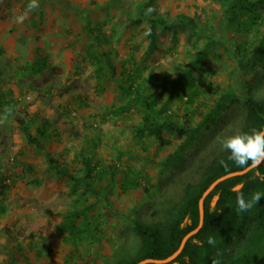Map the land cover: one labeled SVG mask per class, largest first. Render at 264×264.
<instances>
[{
    "label": "rangeland",
    "instance_id": "rangeland-1",
    "mask_svg": "<svg viewBox=\"0 0 264 264\" xmlns=\"http://www.w3.org/2000/svg\"><path fill=\"white\" fill-rule=\"evenodd\" d=\"M230 1L38 0L20 24L28 0H0V264H118L142 248L134 223H170L185 188L224 152L221 139L244 127V98L264 100V58L252 56L264 0L255 16ZM148 3L165 22L154 25V47ZM181 15L191 29L176 22ZM204 49L169 100L162 79H177ZM222 97L166 163L184 138L143 128H195ZM45 155L74 179L50 171Z\"/></svg>",
    "mask_w": 264,
    "mask_h": 264
},
{
    "label": "trees",
    "instance_id": "trees-1",
    "mask_svg": "<svg viewBox=\"0 0 264 264\" xmlns=\"http://www.w3.org/2000/svg\"><path fill=\"white\" fill-rule=\"evenodd\" d=\"M261 2L262 0H231L229 6L232 9L245 11L255 16L256 11L261 7ZM147 5L149 7V3ZM152 13L155 18L152 20L148 35L151 47H154V25H164L165 22L154 11ZM176 22L182 27L192 28V21L186 16H179ZM206 53L207 49L202 50L190 63L188 70L177 79L172 81L162 79L163 85L169 86L171 89L169 100H172L175 94L174 90L199 66ZM252 56L254 59L264 58V32ZM106 61L110 74L114 76L113 64L109 59ZM224 99L226 97L220 98L216 107L207 113L195 128L189 127L187 123L179 125L171 121L147 124L143 131L151 134L159 131L175 132L184 138L176 151L168 157L166 163H172L191 144L195 135L208 119L219 112ZM243 104L247 110V119L240 131L264 129V100L255 101L246 97ZM18 126L25 140L42 151L43 146L31 135L28 123L19 120ZM227 156L228 153L225 151L220 153L205 170L200 181L185 188L184 196L166 227L134 223V230L142 240V248L134 259H125L118 264H137L143 260H164L172 256L178 250L183 238L198 226V201L203 192L217 179L244 170L229 161ZM45 157L50 171L59 176L74 179L72 174L53 165L48 155ZM221 160H224L223 165L220 163ZM84 165L85 180H89L86 186L92 194H95L96 192L90 186L91 167L86 159H84ZM239 186H242L241 190L246 196L256 190L264 191V163L242 176L232 177L221 182L213 189L203 201L201 229L187 240L181 253L168 264H214V262L216 264H264V197L249 212L239 213L236 210V196L238 194L236 189ZM4 188V181L0 178V197ZM209 238L214 240V244L208 243Z\"/></svg>",
    "mask_w": 264,
    "mask_h": 264
},
{
    "label": "clouds",
    "instance_id": "clouds-1",
    "mask_svg": "<svg viewBox=\"0 0 264 264\" xmlns=\"http://www.w3.org/2000/svg\"><path fill=\"white\" fill-rule=\"evenodd\" d=\"M39 7L38 0H28L27 9L24 13L18 15L15 19L17 23L22 24L27 19V14L30 11L36 10ZM154 9H148V12H153ZM11 110H7L10 112ZM6 118L0 117V119ZM220 146L222 150L228 153L227 159L232 161L237 167L244 170L255 169L261 163H264V129H252L248 132L236 131L232 135L221 139ZM220 163L223 165L224 160ZM239 186L236 191V210L239 213H247L256 207L262 197L264 191H253L249 196H246ZM209 244H214V240L209 238ZM216 264V262H214Z\"/></svg>",
    "mask_w": 264,
    "mask_h": 264
},
{
    "label": "water",
    "instance_id": "water-1",
    "mask_svg": "<svg viewBox=\"0 0 264 264\" xmlns=\"http://www.w3.org/2000/svg\"><path fill=\"white\" fill-rule=\"evenodd\" d=\"M250 170H252V169H248L247 171L246 170H243V171H241V172H236V173H232V174H228V175H226V176H223V177H221V178H219V179H217L216 181H214L204 192H203V194L201 195V197H200V199H199V201H198V209H199V223H198V226H197V228L195 229V230H193L192 232H190L189 234H187L184 238H183V240H182V242H181V244H180V246H179V248H178V250L172 255V256H169V257H167L166 259H164V260H143V261H141V262H139V263H137V264H168V263H170V262H172V260L175 258V257H177L180 253H181V251H182V249H183V247H184V245H185V243L187 242V240L191 237V236H193V235H195L196 233H198L199 232V230L201 229V227H202V224H203V201H204V199L213 191V189L218 185V184H220L221 182H223V181H225V180H227V179H229V178H232V177H236V176H242V175H244V174H246V173H248Z\"/></svg>",
    "mask_w": 264,
    "mask_h": 264
},
{
    "label": "crops",
    "instance_id": "crops-1",
    "mask_svg": "<svg viewBox=\"0 0 264 264\" xmlns=\"http://www.w3.org/2000/svg\"><path fill=\"white\" fill-rule=\"evenodd\" d=\"M106 63H107V61H106ZM104 71H106V69H104ZM97 75V74H96Z\"/></svg>",
    "mask_w": 264,
    "mask_h": 264
}]
</instances>
